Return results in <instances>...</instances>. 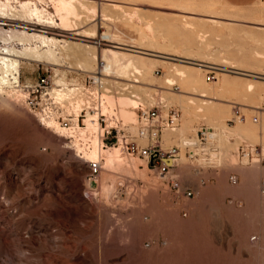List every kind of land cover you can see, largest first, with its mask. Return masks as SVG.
<instances>
[{
	"label": "rangeland",
	"instance_id": "obj_1",
	"mask_svg": "<svg viewBox=\"0 0 264 264\" xmlns=\"http://www.w3.org/2000/svg\"><path fill=\"white\" fill-rule=\"evenodd\" d=\"M111 1L123 5L124 12L104 5ZM47 9L53 13L50 4ZM79 11L81 19L89 23L84 27L95 28L97 34H118L125 41H134L138 39V30L148 34L145 24L149 23L153 40L171 44L177 55L182 51L194 57L197 52L208 53L216 61L220 56L230 58L245 69L241 71L245 74L264 70V0L245 6L219 0H91ZM207 14L217 16L221 22L213 24L208 20L212 17L204 16ZM13 30L17 28L0 25V49L7 45L1 38ZM69 41L74 42H68L70 45L83 43ZM105 43L108 44L99 41L96 51L106 49ZM62 53L64 49L60 50L59 66L20 60L19 84L25 78L34 83L43 75L49 78L51 86L63 81L69 86L93 90L87 78L102 58L90 64V71L82 72L70 69L78 68V58ZM158 55L163 54H138V59L149 68L145 78L138 77L140 83L112 73L105 77V88L116 99L124 94L131 96L132 106L126 108L133 118L137 106L149 108L158 101L165 106L161 109L163 114L169 106L179 110L178 126L164 131L162 142L164 146H177L174 173L182 186L192 189V196L176 198L150 170L142 167L141 158L126 153L123 156L134 161L135 171L124 168L115 172L120 180L123 178V186H118L117 176L108 172L114 179L113 186L108 192L103 191L100 178L105 171L96 183L88 181L87 164L74 155L67 140L42 126L20 97L17 100L14 94L11 98L3 94L0 264H264V162H254L264 156V95H247L243 91L246 81L264 89V79L234 73L222 75L214 69L201 72L194 68L199 66L177 62L181 58L166 55L169 58L165 60L197 71V76L204 78L203 83L214 88L217 100L205 107L209 115L219 117L216 122L196 112L193 103L198 99L190 95L183 79L174 76L170 90L156 87L165 76L164 68H170ZM209 56L204 58L212 61ZM123 65L117 68H124ZM223 77L237 90L219 91L217 83ZM119 83H126L128 88L120 90ZM179 91L186 93L180 102L176 100ZM189 97L193 103H188ZM258 105L260 109L251 108ZM254 117L257 122L252 121ZM208 127L216 137L210 140L206 135L201 139L200 131L206 132ZM184 141L195 145H182ZM243 145L256 146L260 154H252V161L250 157H241L238 149ZM231 175L236 177L235 183L229 180Z\"/></svg>",
	"mask_w": 264,
	"mask_h": 264
},
{
	"label": "bare ground",
	"instance_id": "obj_2",
	"mask_svg": "<svg viewBox=\"0 0 264 264\" xmlns=\"http://www.w3.org/2000/svg\"><path fill=\"white\" fill-rule=\"evenodd\" d=\"M12 1L14 4H12L10 0H0V25L17 28V30L8 32L5 34L4 37L1 38L2 41L7 45H4L3 48L0 49V96L5 94L7 98L9 97L11 98V94H14L15 95L14 99H17V97H20L19 99L22 98V92L18 89V86L20 85L19 84L20 60L25 62L34 61L38 63H45L49 65L59 66L60 50L63 49L65 50V53H62L63 56L66 54V56L68 57L72 56L71 58L74 57L78 58L76 59L77 64L75 63L78 68H70V69H74L82 72L90 71L92 68L90 64L92 62L98 63L99 57L102 58L101 60L103 61V63L102 61H100L98 68L96 67L93 69L94 71L93 73L99 74V77H101V81L104 84V86L101 87V92H102L101 96L103 99V103L101 104L99 110L101 113L105 114L108 117L107 124L110 125L113 124L110 120V117L112 116H114L118 120H121L122 123L132 122L135 120V118L131 117L128 114L126 108L127 106L131 105V103L133 102V99L131 100L130 98L131 96H126L125 94L121 95L123 94L121 93L120 94L121 96L119 97L117 96L118 99H116L115 96L109 93L111 91H109L108 88H105L106 86L105 77H108L113 73V74H117L118 77H122L126 80L127 78H129L130 80L128 81L130 82L138 83L139 82L138 77H142V79L145 78L147 76V72L149 71V68L144 63H142L140 59H138V54H147V51L163 54L164 56L158 55L159 57L162 58L160 59V61L170 65V68H164L166 74L164 72L165 76L162 78L161 85L158 86L156 85V87L158 89L170 90V86L174 85V76L183 79L188 85L189 89L191 90L190 95H195V97H197L198 99L197 102L193 103V99L189 97L187 99L188 103L195 104L196 112L201 113L202 117L204 118L208 117L209 119L214 120L216 122L219 121V117L213 116L211 114L209 115L208 112L209 110L205 107V105L210 104L211 102H213V100H217L214 97L215 95L214 88L211 87V85L210 87H207L203 83L204 78L202 80L200 79V77L197 76V71L179 68L178 63L165 60L169 58L166 57V55L181 58L177 60L174 59L177 62L189 63L192 65L199 66L194 68L196 70H200L201 72L203 70L207 71L208 69H214L219 71L220 74L222 75H227L228 73H234L238 75H245L252 78L264 79L263 68L262 69L260 68V71H262L261 73L250 71L252 72V74H245L241 72V71H245V69L236 62H234L233 60H230V58L228 57L220 56V59L216 61L215 58H210L211 56H209L208 53L207 55L203 54L204 55L203 56L197 51H196L198 53L197 57L200 58L194 57V55H192L191 53H186L187 51L186 52L182 51V54L180 53L177 55L175 54V48L168 42H167L168 44H160L155 40H153L154 36L150 34L152 27L151 24L149 23L145 24V30L148 34L143 32L142 30H138L139 32L138 39L135 40L134 38V41H125L124 39H122L121 36H117L118 34H114L113 36L107 35L106 32H103L102 34H97L95 28L90 29L84 27V25L86 26L87 24H89L87 23L88 20H82L81 16L79 15L80 14L79 9L87 7V3L90 2L91 0H12ZM219 1H223V0H219ZM115 2L111 1V3H106L104 5L111 7V10L114 9L115 11L117 10L120 12H124V10L122 9L124 6ZM49 4L53 9V13L49 12L47 9V6ZM186 9H180V10L178 9V12H182V13L187 12ZM204 16L212 17V19H208V20H210L213 24L221 22L219 19H216L217 16L214 17L210 14ZM78 24L79 25L82 24L85 29L83 27H82L83 29L80 28ZM93 25L95 27V24H92V27ZM200 36L202 35L200 34L198 37ZM69 39H76L83 43L82 45H79L78 43H77L78 45H70V43L68 44V42H72V41H69ZM93 39L96 40L93 41ZM99 41L100 42L105 41L108 44L105 43L107 48L98 52L96 51L95 48L96 45L99 43ZM255 41H260V39L256 38ZM73 43L74 42H72V44ZM14 45L20 46L19 48L21 49H16ZM162 46L163 47L168 46V49H166L165 47L162 48ZM155 48H159V49H155ZM190 49L188 51H190ZM197 49L198 51L199 50L201 51L202 47L201 46L197 47ZM255 54H258V52H255ZM207 56H209L208 60H212V61H207L206 60L207 58L206 59L204 58ZM193 61H198L206 64H196ZM122 64H124L123 65L124 68H117L118 66L121 67ZM216 83L217 82L215 80L214 84ZM125 84L126 83L123 84L119 83V86L121 88L120 87L118 88L122 91H125L128 88L126 87ZM153 85L155 84L153 83ZM135 86L138 87L139 85H135ZM116 87L115 89H117ZM140 87L142 88V86ZM217 88L219 91H223V92H230L237 90L236 87L233 85V83H231L225 77H223L220 80V82L217 83ZM74 91H75V85L69 86L63 81H58V83L54 84V86H51V89L49 90L48 94L51 97H54L55 99L58 100L63 101L66 99L67 102L66 104H63L62 108L64 109V112L66 114H70L75 118L76 116L79 115V111L81 109L82 104H84V102L82 99L79 98H75L73 100L70 99L71 95L74 94ZM243 91L247 95H256L258 97H261L262 94L264 95V89L259 88L257 85H255L250 81H246L244 83ZM106 93H109L110 95L107 94V96L105 97ZM183 94L186 93L184 91H179L176 100L180 102L182 100L181 96H183ZM167 99L169 98L167 97ZM117 106H119L118 109L120 110L117 109ZM251 108L260 109V106L259 105L252 106ZM96 117H97L96 112L86 111L85 117L83 118L84 127L81 129L80 128L77 129V131L79 135H83V134L91 135V143H90L91 149H89L84 153V157L86 161L95 160L99 156L102 157L105 173L100 178V188L103 191L108 192L110 188V183L112 184L114 182L112 174L108 172H112L113 176H115L116 174L115 172H118L124 168L126 169V171L130 170L131 172H133L135 171V163L134 161H132V159L130 158L128 159V157L123 156L124 152H122L119 144L110 146L106 149L100 147V140L98 135L100 131V127L96 122ZM130 117L132 119H130ZM124 119H130V120H124ZM73 122H74L73 124L75 125L76 124L75 120ZM261 126L264 129V117L262 118ZM204 130H206V132H204L205 136L207 135V138L210 140L214 139L217 135L215 132L211 131L210 127L205 128ZM52 132H53L52 134H55L58 137H63V133H62L63 131L60 130L57 126H55V130ZM237 135L239 134L237 133ZM182 145H195V143H192L190 141H184L182 142ZM142 164L143 167H145L144 161Z\"/></svg>",
	"mask_w": 264,
	"mask_h": 264
},
{
	"label": "built area",
	"instance_id": "obj_3",
	"mask_svg": "<svg viewBox=\"0 0 264 264\" xmlns=\"http://www.w3.org/2000/svg\"><path fill=\"white\" fill-rule=\"evenodd\" d=\"M87 83L93 90L89 91L87 87L75 85L74 94L71 95V100L79 98L84 102L79 115L75 118L70 114H66L62 108L63 104L67 102L66 99L63 101L58 100L48 94L51 82L46 76H38L33 84L21 83L18 89L22 92V104L34 113L41 125L51 131H54L55 126H57L63 131V137L67 140L68 147L72 149L78 159L83 160L87 164L88 181L96 183L98 177L105 169L102 157L99 156L97 159L90 161H86L84 157V153L91 149V135H79L77 129L84 127L83 118L86 111L97 113L96 122L100 127L98 135L101 148L106 149L119 144L122 152L129 156L135 155L141 158L145 163V167L164 186L168 187L176 198L192 196V189L189 186H182L174 173L178 158L177 146H164L162 142L163 132L166 130L172 131L178 126L180 120L179 110L169 106L166 109V113L163 114L161 109L165 108V106L158 101L156 105H152L149 108L137 106L136 117L132 122L122 123L121 120L116 119L114 116L110 117L113 123L110 125L107 124L108 117L99 110L103 103L101 87L104 84L101 81V77H99V74L93 73L88 76ZM237 117L241 118V116ZM74 120L75 125L73 124ZM253 122H257V118L254 117ZM200 133L201 139H204V132L200 131ZM238 152L241 157H250L251 161L252 154H260L256 146L251 145L240 146ZM256 162H264V156L260 155V157L256 158ZM115 176L119 179L116 182L117 185L123 186V178L120 180V176L116 174ZM229 180L235 183L236 177L231 175ZM112 186L113 183H110V188ZM262 191H264V185L262 186Z\"/></svg>",
	"mask_w": 264,
	"mask_h": 264
},
{
	"label": "crops",
	"instance_id": "obj_4",
	"mask_svg": "<svg viewBox=\"0 0 264 264\" xmlns=\"http://www.w3.org/2000/svg\"><path fill=\"white\" fill-rule=\"evenodd\" d=\"M231 5H234V6H245L251 2H253L254 0H223ZM22 84H33L31 80L25 78L23 81H21ZM36 82V80H35ZM34 82V83H35Z\"/></svg>",
	"mask_w": 264,
	"mask_h": 264
},
{
	"label": "water",
	"instance_id": "obj_5",
	"mask_svg": "<svg viewBox=\"0 0 264 264\" xmlns=\"http://www.w3.org/2000/svg\"><path fill=\"white\" fill-rule=\"evenodd\" d=\"M167 163H169V162H167Z\"/></svg>",
	"mask_w": 264,
	"mask_h": 264
}]
</instances>
